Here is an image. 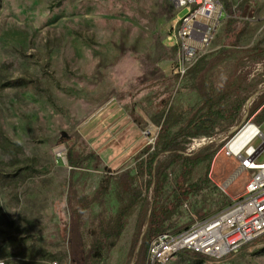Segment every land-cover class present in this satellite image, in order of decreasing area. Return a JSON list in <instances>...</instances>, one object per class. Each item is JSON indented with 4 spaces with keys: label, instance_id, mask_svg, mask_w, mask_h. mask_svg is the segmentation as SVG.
Segmentation results:
<instances>
[{
    "label": "rangeland",
    "instance_id": "1",
    "mask_svg": "<svg viewBox=\"0 0 264 264\" xmlns=\"http://www.w3.org/2000/svg\"><path fill=\"white\" fill-rule=\"evenodd\" d=\"M221 1L227 14L231 8L238 15L239 32L228 37L229 16L223 19L202 55L208 61L202 79L215 90H237L232 99L245 101L236 122H221L214 137L190 139L185 154L202 152L209 143L219 145L217 154L246 120L264 133V0ZM174 12L167 0H0V260L5 264L84 263L87 250L70 239L75 226L67 206L70 151L73 158L90 157L72 178L75 194L89 197L103 177L133 166L153 137L147 139L144 129L158 127L153 115L170 104L177 110L198 101L192 77L172 73L176 52L166 35ZM221 47L239 52L214 64L212 55ZM60 143L67 148L66 163L56 155ZM221 157L222 170L213 175L211 161L208 175L222 194L208 188L191 197L168 231L183 230L201 217L197 210L210 215L242 194L245 172L236 171L234 156ZM203 168L193 170V180ZM223 182L231 188L224 190ZM113 184L106 199L85 212L83 232L90 231L96 215L115 211ZM137 185L144 191L141 181ZM136 212L98 264H147V251L144 258L139 254L147 217L136 226ZM165 264H264V234L220 259L179 251Z\"/></svg>",
    "mask_w": 264,
    "mask_h": 264
},
{
    "label": "trees",
    "instance_id": "2",
    "mask_svg": "<svg viewBox=\"0 0 264 264\" xmlns=\"http://www.w3.org/2000/svg\"><path fill=\"white\" fill-rule=\"evenodd\" d=\"M228 11L225 32L228 37H236L240 23L238 15L231 8H228ZM236 52L239 51L221 47L212 55V63L232 58ZM207 62L205 55L199 57L186 72V75L192 77L191 87L199 97L197 102L177 110L170 104L151 117L159 129L153 144L144 146L135 157L134 174L130 169L111 173L103 177L91 196L78 197L72 182L73 170L81 167L90 157L85 155L73 158L70 151L67 206L75 223L71 229L70 239L78 242L77 247L83 246L87 250L82 264H98L104 258L116 244L128 217L134 210H137L136 226H142L147 217L146 230L139 245V254L144 258L150 240L169 229L172 219L179 214L184 202L187 203L191 197L201 194L208 188L219 192L208 175L212 158L219 145L211 148L212 143H209L202 152L193 154L184 153L185 145L193 138L214 137L215 129L221 122H227L228 126L236 122L245 99H232L237 90L229 87L223 86L215 90L204 85L202 77L206 72ZM197 78L200 80L197 81ZM252 109L250 112L254 111ZM261 112H264V105ZM163 154L167 158L161 160L160 156ZM200 165H203V171L193 180V170ZM139 181L143 183L144 191L138 187ZM112 184L115 211L96 215L90 231L83 232L81 227L88 218L85 212L106 199L111 192ZM196 214L201 216L200 218L206 216L198 210ZM78 252L81 254L82 249L79 248Z\"/></svg>",
    "mask_w": 264,
    "mask_h": 264
},
{
    "label": "built area",
    "instance_id": "3",
    "mask_svg": "<svg viewBox=\"0 0 264 264\" xmlns=\"http://www.w3.org/2000/svg\"><path fill=\"white\" fill-rule=\"evenodd\" d=\"M167 1L175 11L166 35L167 41L173 42L176 52L172 73L182 78L195 61L209 50L223 19L229 15L221 0ZM248 128L253 129L252 137L234 156L236 170L244 171L247 175L242 194L231 197L220 210L196 219L183 230H167L154 236L149 242L147 264H165L179 251L220 259L264 234V133L259 125L246 120L230 140L242 129ZM157 129L159 126L149 124L143 131L147 139L153 135L149 140L150 145L154 142ZM66 151L64 143L56 147V155L64 163ZM183 205L186 206V203ZM0 264L5 262L0 260Z\"/></svg>",
    "mask_w": 264,
    "mask_h": 264
},
{
    "label": "bare ground",
    "instance_id": "4",
    "mask_svg": "<svg viewBox=\"0 0 264 264\" xmlns=\"http://www.w3.org/2000/svg\"><path fill=\"white\" fill-rule=\"evenodd\" d=\"M252 97H250L251 99ZM253 134V129H242L238 134H236L223 148L218 151L213 157L211 164V173L215 176L222 170L223 161L222 155L228 154L237 156L240 150L248 144ZM222 154V155H221ZM238 171V169L236 170ZM225 186V182L222 183Z\"/></svg>",
    "mask_w": 264,
    "mask_h": 264
},
{
    "label": "crops",
    "instance_id": "5",
    "mask_svg": "<svg viewBox=\"0 0 264 264\" xmlns=\"http://www.w3.org/2000/svg\"><path fill=\"white\" fill-rule=\"evenodd\" d=\"M132 162H133V166H132V167L129 166V167H126V168H124V169H122V170H118L117 172L123 171V170H125V169H130L131 173L134 174V173H135L134 165H135L136 160H133ZM210 171H211V169H210ZM210 179H211V178H210ZM242 180H243V185H244V184H245V181L247 180V175H246L245 177H243ZM211 181H212V180H211ZM212 182H213V181H212ZM230 183H231V182H228V183L226 184V182H225L224 190H225V189H230V188H231V187H230ZM214 184H215V183H214ZM242 187H243V186H242ZM229 194H230V193H229Z\"/></svg>",
    "mask_w": 264,
    "mask_h": 264
}]
</instances>
